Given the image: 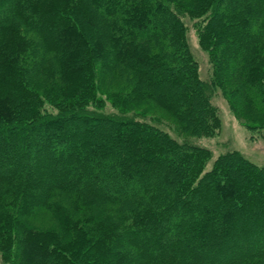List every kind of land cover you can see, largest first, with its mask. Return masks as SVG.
I'll return each instance as SVG.
<instances>
[{
	"label": "trees",
	"instance_id": "1",
	"mask_svg": "<svg viewBox=\"0 0 264 264\" xmlns=\"http://www.w3.org/2000/svg\"><path fill=\"white\" fill-rule=\"evenodd\" d=\"M120 68L126 86L109 90ZM231 84L264 139V0H0L3 263L264 264V165L230 151L208 168L188 140L217 129L211 96ZM146 101L182 142L128 111Z\"/></svg>",
	"mask_w": 264,
	"mask_h": 264
},
{
	"label": "rangeland",
	"instance_id": "2",
	"mask_svg": "<svg viewBox=\"0 0 264 264\" xmlns=\"http://www.w3.org/2000/svg\"><path fill=\"white\" fill-rule=\"evenodd\" d=\"M184 1V0H183ZM183 22L186 26V37L187 43L191 52V55L196 60L198 65V76L201 80L208 81L212 76V68L210 63L209 53L204 50L199 41L198 34L196 32L195 22L196 19H191L189 17L183 18ZM50 57H47L46 61H48ZM45 65V64H44ZM51 66V67H50ZM50 69L53 66L50 61L46 63V66L43 68L40 67V74L43 72L45 74H49ZM52 70V69H51ZM116 70L110 71L108 73H104L102 75L103 84L110 83L109 90L118 88L120 86H126L124 84L126 73L125 70L120 68L121 74L116 75ZM39 74V75H40ZM38 75V76H39ZM37 76V77H38ZM41 76L38 78L39 80ZM37 79V80H38ZM57 79V78H56ZM60 79V78H58ZM112 79V80H111ZM117 79V80H116ZM47 80V79H46ZM46 80L35 81L40 85H46ZM52 81V78L50 79ZM61 82V81H60ZM65 87H68L70 84L63 83ZM127 88V87H126ZM130 88V87H129ZM235 86L233 84L229 85L225 90V95L220 90L219 87L214 88L211 103L216 108L218 114V127L213 132V134L208 136H201L199 138H188V140L198 146L208 149L212 154V160L208 164V168L211 166L213 160L221 154L230 151H236L240 153L245 159L251 161L252 163L263 166L264 165V139L263 133L261 131H252L247 126L251 123L248 116L250 114L247 113L245 108L237 106V109H233V106L229 103L228 93L230 94L233 90H235ZM128 91V90H127ZM233 109V110H232ZM241 109V110H240ZM50 110H53L50 107ZM105 111L113 112L114 109L112 105L106 101ZM237 110V111H236ZM128 111L136 112L143 116H147V122L153 124L158 127L162 131L166 132L173 139L182 142L185 139V135L181 134L180 123L175 120L169 113L165 110L151 103L150 101H146L145 103H141L136 105L135 107H131ZM237 113V114H236ZM32 161L26 162V169L30 168L32 165ZM34 222L36 226L44 225L50 227L52 223V216L49 211H41L38 214H35ZM23 259L24 263L27 264V261ZM3 258L0 256V264H8L3 263ZM22 261V260H21ZM22 261V262H23Z\"/></svg>",
	"mask_w": 264,
	"mask_h": 264
}]
</instances>
